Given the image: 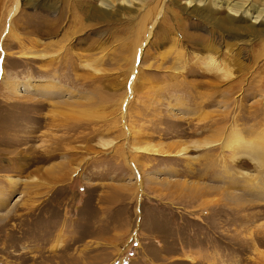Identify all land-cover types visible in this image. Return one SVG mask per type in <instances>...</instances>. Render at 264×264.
Segmentation results:
<instances>
[{
	"label": "rangeland",
	"instance_id": "1",
	"mask_svg": "<svg viewBox=\"0 0 264 264\" xmlns=\"http://www.w3.org/2000/svg\"><path fill=\"white\" fill-rule=\"evenodd\" d=\"M0 66V264H264V0H0Z\"/></svg>",
	"mask_w": 264,
	"mask_h": 264
},
{
	"label": "bare ground",
	"instance_id": "2",
	"mask_svg": "<svg viewBox=\"0 0 264 264\" xmlns=\"http://www.w3.org/2000/svg\"><path fill=\"white\" fill-rule=\"evenodd\" d=\"M17 10V7L15 8V11ZM232 11V10H231ZM236 13V14H235ZM245 15H247V14H245ZM233 16H238V13L235 11L234 12V15ZM239 16H242V14H240ZM262 20H259V19H254V20H252V22H254V23H257V22H261ZM151 29V28H150ZM152 30V29H151ZM149 35H150V31L148 32V34H147V39H148V37H149ZM140 52V51H139ZM133 70H134V68H133ZM2 75V69H1V66H0V76ZM133 85V79H132V81L129 83V88H128V97H127V100L125 101L126 103H124L125 105H124V107H126V105H127V103H128V100H129V98L131 97V95H132V86ZM125 109V108H124ZM125 113L123 112V115H124ZM233 134V133H232ZM234 135V134H233Z\"/></svg>",
	"mask_w": 264,
	"mask_h": 264
}]
</instances>
